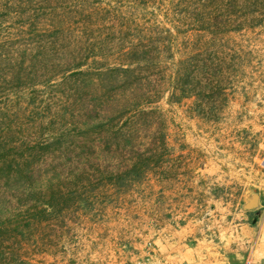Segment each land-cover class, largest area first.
<instances>
[{"label": "rangeland", "instance_id": "374dc122", "mask_svg": "<svg viewBox=\"0 0 264 264\" xmlns=\"http://www.w3.org/2000/svg\"><path fill=\"white\" fill-rule=\"evenodd\" d=\"M193 2L0 0V209L29 208L39 191L58 193L63 187L65 194L76 191L67 209L34 223L19 248L20 263L65 264L75 259L78 264H163L162 246L178 232L190 231L193 218L202 217L201 225L217 229L229 221L240 223L242 216L236 215L240 194L250 198L264 190V158H259L264 152V17L259 18L260 26L222 33L209 41V34L195 25ZM137 41L150 58L128 66L121 55ZM192 55L198 56L199 68H191ZM231 55L238 57L237 63L241 57L238 74L246 78L250 96L252 91L259 95L253 94L243 108L229 103L215 124L192 116L187 107L203 96L199 84L185 86L188 75L193 70L204 85L208 77L204 73L214 77L205 69H213L211 63L219 58L230 67ZM80 63L83 66L76 68ZM178 64L181 75L174 86L180 93L187 87L199 95L180 105L169 104L167 92ZM240 110L244 123L236 125L233 120ZM141 111L152 115L143 116ZM156 116L164 121L175 156L201 150L208 157L194 178L171 177L174 164L164 158L161 165L168 171L162 178L167 189L164 203L161 209L154 207L152 217H145L148 206L136 205L133 196L149 189L153 175L120 190L110 187L108 177L130 170L137 152L145 148L148 125L162 122L155 123ZM240 131L250 140L257 136L260 150L255 167L236 170L230 144ZM200 182L205 189L198 187ZM209 192L230 202L213 203ZM198 200L204 201L201 207ZM118 203L130 204L126 207L138 211L141 222L130 228L126 212L116 210L117 229L125 228L124 237L116 235L89 253L98 237L80 227L81 218L89 214L97 220L103 205ZM105 214L112 217L113 211ZM154 224L158 231L151 228ZM72 250L76 256L65 258L63 252Z\"/></svg>", "mask_w": 264, "mask_h": 264}, {"label": "trees", "instance_id": "16d2710c", "mask_svg": "<svg viewBox=\"0 0 264 264\" xmlns=\"http://www.w3.org/2000/svg\"><path fill=\"white\" fill-rule=\"evenodd\" d=\"M133 1L134 3L136 2V0ZM191 4L194 5L193 8L196 12L195 25L198 30H202L209 34V41L215 40L218 35L222 33L232 31L240 32L244 28L260 26L262 19L259 18L264 17V0H195V2ZM235 22L240 23L236 25ZM138 42L139 41L132 44L129 49L121 55V58L127 62L128 66H130L131 63L139 64L141 61L147 62L150 58L147 48L145 46L141 48L138 46ZM197 57V55H192L188 59L191 68H199ZM127 59L129 61H127ZM229 60L231 63L230 67H228V61H225V59L221 60V58H219L217 61L212 62L211 65L214 68L210 69L208 67V69L205 70H208L214 77L211 79L208 73H204L208 76L204 85H200V81L202 80L197 79L193 75V70L191 74L188 75L189 79L186 81L185 86L189 87L193 84V86L196 87V84H199L200 90L198 92L203 96L201 101H194L192 107H187L188 113L192 116L204 119L205 122L215 124L219 118L218 115L220 112L225 110L230 101L229 96L231 91L235 90L234 83L242 77V75L240 76V74H238L241 65V57L238 63L236 62L238 60L236 55H231ZM205 65L207 64H204V66ZM81 66H83V63H80L76 68H81ZM178 68L179 64L173 72L174 77H171L172 86L167 90V92H169V104L173 103L180 105L184 99L199 96L194 95V89L190 91V89L186 87V89H182V93H180V89L174 86V84H177L179 81L181 75ZM229 69H231L230 72H228ZM231 72H233V74L229 75ZM226 73L228 75L225 79L227 82L226 85H223L222 78ZM190 76L194 77L190 78ZM203 87L205 88L203 89ZM220 103L222 104L219 105ZM223 104L224 106L222 107ZM215 112H217V116L214 115L216 114ZM140 113H142L143 116L152 115L151 112L146 113V111H141ZM162 115L163 114L160 113V116ZM154 119L155 123L156 120H161L162 122L160 124L156 123L158 127L154 123L148 125L147 129L150 130H146L147 141L145 143V148L137 152V157H135L136 162L131 165L130 170L127 172L125 171L126 173L109 175V181H112L110 187L115 190H120V188L126 186L125 184L128 182H134V180L141 181V179L145 180L149 175L160 177L165 171L164 167L161 165V162L165 160L164 158L176 161L178 157L182 156L181 151L176 153V156L174 155V145L168 140L167 132H165L167 128L163 126V119L160 117L157 119V116ZM152 125L153 128H150ZM129 134L127 133L128 136ZM127 142L128 141L123 142V148H126L125 144H127ZM260 153L261 155L259 154V158H264V152ZM97 172H99V170ZM131 177L134 179H131ZM66 188L67 187H63L58 190V193H51V191L49 193H43L42 191H39V193L36 192L35 199L33 197V202H35V204L29 208L14 207L9 210L4 207L0 209V264H22L20 263L21 257L18 251L22 246V242L27 237V232L32 229L34 223L39 218V223L44 220L47 221L53 214H59L69 207L66 206L68 201L71 200L69 198H72L71 196H73L76 191H69L65 194L66 191L63 190H67ZM82 213L84 212L82 211ZM63 221L65 222V220Z\"/></svg>", "mask_w": 264, "mask_h": 264}, {"label": "crops", "instance_id": "0c3cea01", "mask_svg": "<svg viewBox=\"0 0 264 264\" xmlns=\"http://www.w3.org/2000/svg\"><path fill=\"white\" fill-rule=\"evenodd\" d=\"M259 78V77H258ZM245 77H240L235 83V90L231 91L230 101L228 102L225 110L230 104H239L240 108H243L251 99L253 94L257 97L259 95L258 91H252V96L250 92L246 90V85H244ZM254 81V80H253ZM252 81V82H253ZM259 106V105H258ZM239 117L237 120H233L236 125H242L244 123L243 116H245L242 110L236 112ZM236 115V116H237ZM198 118V117H196ZM199 119V118H198ZM210 123V122H209ZM214 124V123H210ZM198 127H201L200 124ZM251 126H249L250 128ZM232 135V142L230 144V152L233 153V166L236 170L248 169L249 166L255 167V161L257 158V152H259L260 142L257 136L253 140H250L251 136L245 134L242 131ZM235 145H238L239 149H236ZM207 155L203 154L202 151H194L192 155H184L178 157L176 161H171L174 164L172 170H169L171 177H196L198 172L204 168L206 163ZM237 162V163H236ZM163 174L158 177L153 175L155 181L148 184L149 189L143 188V190L136 193L133 196L136 199V205L140 202L143 203L144 209L148 206L145 211V217H152L155 209H161L160 204L164 203L163 195L166 193V188L164 187V181L162 180L166 171L164 167ZM226 171V169H224ZM169 175V176H170ZM210 178V177H209ZM160 179V180H159ZM201 190L205 189V183H201L198 186ZM208 188V187H207ZM206 188V189H207ZM214 190V188H213ZM247 193V192H246ZM210 200L213 203L220 202L223 205H227V201L223 200L215 192H209ZM157 195V196H156ZM159 195V196H158ZM231 196V194H230ZM152 197H156L153 198ZM247 195L239 196L238 206L239 210L236 215H241V222L234 224L233 221L226 222L220 229L215 228L213 225L207 223L200 224V219L202 217H195L192 219L193 227L190 231L184 229L181 233L178 232L177 235H173L167 239V246L163 245L160 251V259L163 264H264V190L258 192V204L257 206L249 211L243 210V205L248 200ZM199 207L203 205L201 200H198ZM155 203V205H154ZM236 204V206H237ZM130 204L118 203L116 206L112 204L103 205L104 211L101 218L97 220L92 216L87 214L81 218L80 227L84 228V231L95 232L98 237L95 243V247H91L90 252L95 251L97 245L101 242L108 241L110 238L121 234L124 237V229L118 228L119 224L117 221L116 210H123L126 212V217L130 221L128 227L132 228L135 222H141L140 213L138 211L132 212L133 207L127 208ZM132 206V205H131ZM117 207V208H116ZM119 207V208H118ZM155 207V209H154ZM205 207V206H204ZM124 208V209H122ZM210 211L214 212V206L209 205ZM237 209V207H236ZM112 210L113 215L109 217L105 214V211ZM197 221V222H196ZM210 223V220H208ZM161 223V222H160ZM157 222V224H160ZM138 226H142L140 223ZM152 226V225H151ZM160 226V225H159ZM163 225H161L162 227ZM186 227V225H184ZM151 228L158 231L160 228L154 224ZM129 230H127L128 232ZM146 234V233H145ZM114 235V236H113ZM165 242V240H164ZM104 250V249H103ZM105 250H107V245H105ZM131 251V249L129 248ZM77 252L75 250L63 252L64 257L71 255L73 258L76 256ZM65 264H78L75 259L72 261H67ZM115 264V263H113Z\"/></svg>", "mask_w": 264, "mask_h": 264}, {"label": "water", "instance_id": "95a60500", "mask_svg": "<svg viewBox=\"0 0 264 264\" xmlns=\"http://www.w3.org/2000/svg\"><path fill=\"white\" fill-rule=\"evenodd\" d=\"M258 204V195L253 194L247 202L243 205V209L246 211L254 209Z\"/></svg>", "mask_w": 264, "mask_h": 264}, {"label": "built area", "instance_id": "2783aa9c", "mask_svg": "<svg viewBox=\"0 0 264 264\" xmlns=\"http://www.w3.org/2000/svg\"><path fill=\"white\" fill-rule=\"evenodd\" d=\"M262 161H264V160H262Z\"/></svg>", "mask_w": 264, "mask_h": 264}]
</instances>
